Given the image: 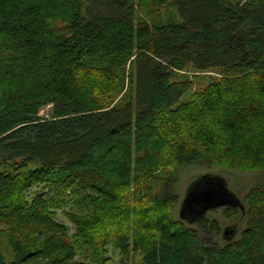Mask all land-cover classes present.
<instances>
[{
  "label": "trees",
  "instance_id": "trees-1",
  "mask_svg": "<svg viewBox=\"0 0 264 264\" xmlns=\"http://www.w3.org/2000/svg\"><path fill=\"white\" fill-rule=\"evenodd\" d=\"M192 166L257 175L223 210L239 240L175 219ZM73 188L95 207L64 212L70 235L51 210ZM75 243L97 264L109 244L116 264H264V0H0V264H86Z\"/></svg>",
  "mask_w": 264,
  "mask_h": 264
},
{
  "label": "rangeland",
  "instance_id": "rangeland-1",
  "mask_svg": "<svg viewBox=\"0 0 264 264\" xmlns=\"http://www.w3.org/2000/svg\"><path fill=\"white\" fill-rule=\"evenodd\" d=\"M191 92L186 93L182 101H188L190 99ZM52 112L51 106H46L41 111L42 118H46L47 120L50 118ZM215 174L220 175L221 177L225 178L228 183L229 189L235 193L238 198L241 200L246 196L248 191L255 185L257 182V175L256 174H247L242 173L236 170H228L225 168H215V169H204V168H198L196 166L189 167L187 170L181 172L179 174V185H178V193L181 196L180 202L175 208L174 211V217L177 220L180 219V209H181V203L182 200L185 199L186 195L188 194L190 188L193 184L196 183V179H199L201 176L205 174ZM60 188V187H59ZM59 188L56 189H49L45 188L44 185H34L31 189L27 191V198L31 202L35 197H37L40 194L46 193L49 198H53L56 194V192L59 190ZM75 189H68L66 190L64 199H61L60 204L56 202L57 209H52V213L55 214V221L61 225H64L70 235H75L77 233L76 227L74 224H72L65 216L64 212H75V213H87L89 211H86L83 209L84 206L90 207L89 209L95 207L93 205V199L88 198L84 199L81 197V194H79V197L76 199L74 197ZM56 201L58 199H55ZM53 203V202H52ZM88 203V204H84ZM90 213V212H89ZM207 217L210 220H218L221 223V229L222 232L225 230L227 226H232L234 224H238L239 227V235L237 238L235 237L233 240L237 241L241 238V234L246 229V221L242 217H233V218H225L223 214V210H217L210 212ZM187 225L192 229H198L197 225L189 224ZM199 240L201 241V244H211L217 245L219 247H224L227 242H225L222 238V236H218L217 234L213 233L212 231H199ZM75 248L77 252V260L83 261L86 264H97L98 262V252L96 250H93L89 248V246L85 243L77 244L75 243ZM106 264H116L121 260V254L120 251L116 248H114L111 244L107 246V256H106ZM141 255L137 254L135 256V261L140 262Z\"/></svg>",
  "mask_w": 264,
  "mask_h": 264
},
{
  "label": "water",
  "instance_id": "water-1",
  "mask_svg": "<svg viewBox=\"0 0 264 264\" xmlns=\"http://www.w3.org/2000/svg\"><path fill=\"white\" fill-rule=\"evenodd\" d=\"M196 180L182 201L179 213L182 221L193 224L218 208L240 207L244 210L243 201L229 189L225 178L208 173ZM235 236V225L224 230L225 240L232 241Z\"/></svg>",
  "mask_w": 264,
  "mask_h": 264
},
{
  "label": "flooded vegetation",
  "instance_id": "flooded-vegetation-1",
  "mask_svg": "<svg viewBox=\"0 0 264 264\" xmlns=\"http://www.w3.org/2000/svg\"><path fill=\"white\" fill-rule=\"evenodd\" d=\"M226 208H228V207L218 208V209L211 210V211H209V212L206 214V216L203 217V218H206L207 215H208L210 212L217 211V210H224V209H226ZM229 208H234V207H229ZM236 208L241 209L240 207H236ZM199 220H200V219H199ZM199 220H197V221L194 222L193 224H194V225L197 224V222H198ZM234 225L236 226V236H235V237L237 238V236L239 235V227H238V224H234ZM234 225H232V226H234ZM228 227H230V226H227L226 228H228ZM226 228H225V229H226ZM200 231H204V230H200ZM221 236H222L223 240H224L225 242H227V244H230V243L235 242V240H232V241H227V240H225V239H224V231L222 232ZM199 241H200V240H199ZM200 242H201V241H200ZM210 246H216V245H213V243H211Z\"/></svg>",
  "mask_w": 264,
  "mask_h": 264
}]
</instances>
